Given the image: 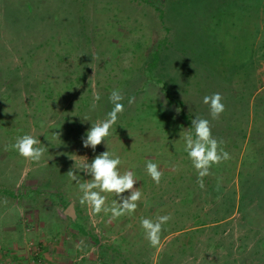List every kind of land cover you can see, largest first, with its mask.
Instances as JSON below:
<instances>
[{
  "label": "rangeland",
  "instance_id": "rangeland-1",
  "mask_svg": "<svg viewBox=\"0 0 264 264\" xmlns=\"http://www.w3.org/2000/svg\"><path fill=\"white\" fill-rule=\"evenodd\" d=\"M114 89L124 112L83 147ZM197 116L231 157L203 189L182 139ZM25 134L40 161L8 149ZM107 150L142 193L115 219L82 205L67 175L86 182L80 166ZM163 215L152 247L141 220ZM0 264H264V0H0Z\"/></svg>",
  "mask_w": 264,
  "mask_h": 264
},
{
  "label": "clouds",
  "instance_id": "clouds-1",
  "mask_svg": "<svg viewBox=\"0 0 264 264\" xmlns=\"http://www.w3.org/2000/svg\"><path fill=\"white\" fill-rule=\"evenodd\" d=\"M100 99V94L95 93L91 105L92 109H95L96 102ZM123 100L124 95L121 90L114 89L110 93L109 102L113 107L104 120L92 123L91 128L86 132V138H82L83 147L91 148L95 151L97 146L105 142L110 135V129L117 124L119 115L125 110L122 103ZM222 100L223 97L220 93H213L203 97V103L208 105L212 119H218L225 111V105ZM134 102L135 97H129L128 103L132 104ZM191 129L192 131L183 133L184 150L187 152L188 158L198 174L197 182L200 188L203 189L205 187L203 178L210 175L212 166L219 165L231 159V157L229 152L221 147L223 142L213 137L211 124L208 119L199 116L194 117L191 120ZM39 144V139L30 134H25L17 137L15 143L9 145L8 149L16 150L25 159L38 162L45 152V148L39 147ZM121 164L120 157L107 150L96 155L91 163L87 161L80 166L79 170L91 177L86 182H80L76 172L72 170L67 172L68 177L77 183L80 192L83 194L80 198V203L82 205L87 204L92 214L111 212L112 218L115 219L135 213L142 193L138 188L134 187L137 183L135 173L133 171L121 173L119 169ZM146 171L156 184L160 183L163 173L159 170L156 163L149 161L146 164ZM101 193L114 194L118 199L113 201L111 208L106 207V196ZM125 193H129V195H124ZM170 219V215H163L155 220L149 218L141 220V227L144 230L145 237L152 247L159 245L163 226Z\"/></svg>",
  "mask_w": 264,
  "mask_h": 264
},
{
  "label": "water",
  "instance_id": "water-1",
  "mask_svg": "<svg viewBox=\"0 0 264 264\" xmlns=\"http://www.w3.org/2000/svg\"><path fill=\"white\" fill-rule=\"evenodd\" d=\"M65 214H67V216H70L73 220L76 219V213L73 203L69 204V206L65 210Z\"/></svg>",
  "mask_w": 264,
  "mask_h": 264
}]
</instances>
